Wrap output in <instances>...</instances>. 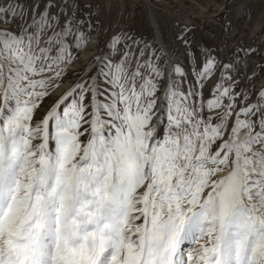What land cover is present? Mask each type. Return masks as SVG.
<instances>
[{
  "label": "snow or ice",
  "instance_id": "obj_1",
  "mask_svg": "<svg viewBox=\"0 0 264 264\" xmlns=\"http://www.w3.org/2000/svg\"><path fill=\"white\" fill-rule=\"evenodd\" d=\"M88 9L0 0V264H264V51Z\"/></svg>",
  "mask_w": 264,
  "mask_h": 264
},
{
  "label": "rangeland",
  "instance_id": "obj_2",
  "mask_svg": "<svg viewBox=\"0 0 264 264\" xmlns=\"http://www.w3.org/2000/svg\"><path fill=\"white\" fill-rule=\"evenodd\" d=\"M140 1L88 0L93 22L99 25L98 34L102 37L106 31L134 29L137 34L157 44L177 47L182 51L174 37L180 28L187 26L192 30L189 38L195 44L218 47L223 53L231 52L238 45L264 51V34L254 29L251 18V14L259 8L264 10L261 0H239L234 3L232 0H208L204 6H200L203 0H142L148 13L155 19L149 24L148 32L140 31L135 26L134 17L142 6ZM92 55L90 48L80 53V59L68 69L69 80L73 79L72 73L79 71ZM253 83L256 88L264 86V77H257Z\"/></svg>",
  "mask_w": 264,
  "mask_h": 264
},
{
  "label": "bare ground",
  "instance_id": "obj_3",
  "mask_svg": "<svg viewBox=\"0 0 264 264\" xmlns=\"http://www.w3.org/2000/svg\"><path fill=\"white\" fill-rule=\"evenodd\" d=\"M139 1V0H138ZM235 1H239V0H232V2L234 3ZM204 2L206 4V2H208V0H203V5L200 6H204ZM137 3V1H136ZM140 3H142V0L140 1ZM139 3V4H140ZM145 3V2H144ZM200 3V2H199ZM201 4V3H200ZM141 9L139 10V13L136 15L135 18V26H137L139 28L140 31H147L149 24L152 23L154 17L149 14L147 8L144 6V4H141ZM148 5V4H147ZM197 5V4H196ZM195 5V7H197ZM198 6V7H200ZM197 7V8H198ZM157 8V7H156ZM155 11V9L153 10ZM156 12V11H155ZM163 12V11H162ZM153 13V12H152ZM164 13V12H163ZM251 18H252V22L254 25V29L257 30L258 32H260L261 34H264V24H263V18H264V10L260 9L258 11H256L254 14H251ZM155 20V19H154ZM160 22V21H159ZM137 28V29H138ZM150 29V28H149ZM149 31V30H148ZM147 31V32H148Z\"/></svg>",
  "mask_w": 264,
  "mask_h": 264
}]
</instances>
